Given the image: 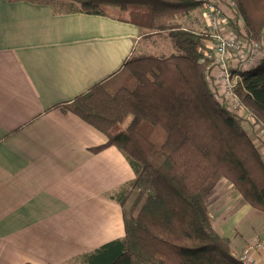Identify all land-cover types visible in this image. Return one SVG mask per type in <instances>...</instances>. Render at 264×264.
Masks as SVG:
<instances>
[{
    "label": "trees",
    "instance_id": "obj_1",
    "mask_svg": "<svg viewBox=\"0 0 264 264\" xmlns=\"http://www.w3.org/2000/svg\"><path fill=\"white\" fill-rule=\"evenodd\" d=\"M76 3L89 14L113 8L139 25L142 37L164 33L174 52L131 54L118 70L58 105L105 135L106 142L90 151L114 146L134 174L109 196L121 206L124 235L72 262L241 264L230 239L214 227L206 197L224 179L251 209L264 213V164L259 139L243 130V117L213 96L206 78L209 34L203 23L187 25L197 17L198 1ZM227 21L238 38L264 39V0H230ZM239 74L232 92L242 114L251 110L255 121H264V58Z\"/></svg>",
    "mask_w": 264,
    "mask_h": 264
},
{
    "label": "crops",
    "instance_id": "obj_2",
    "mask_svg": "<svg viewBox=\"0 0 264 264\" xmlns=\"http://www.w3.org/2000/svg\"><path fill=\"white\" fill-rule=\"evenodd\" d=\"M140 32L111 7L89 14L76 0H0V264H67L124 235L109 196L133 179L127 160L114 146L90 151L105 135L58 105L140 52ZM206 206L229 209L212 221L233 254L264 242V224L248 223L249 236L236 230L257 213L226 180ZM251 257L264 264L257 249Z\"/></svg>",
    "mask_w": 264,
    "mask_h": 264
},
{
    "label": "built area",
    "instance_id": "obj_3",
    "mask_svg": "<svg viewBox=\"0 0 264 264\" xmlns=\"http://www.w3.org/2000/svg\"><path fill=\"white\" fill-rule=\"evenodd\" d=\"M196 1L201 7L200 16H197L194 21L190 20L187 25L196 28L203 23L205 31L209 34L208 45H210L207 46L209 51L205 50V56L212 61L209 63L206 78L215 89L213 96L226 110L242 116L244 126L251 128V125L255 123L254 116L251 111H245L242 114V106L238 97L233 94L232 87L240 78L239 73L258 65L264 58V39L238 38L234 34L227 21L230 0ZM239 26L241 28V23ZM240 33L243 35L244 32L240 31ZM257 128L260 134L256 137L264 147V127L257 125ZM255 249L261 253L264 260V242L249 247L243 255H234V257L241 264H258L251 257Z\"/></svg>",
    "mask_w": 264,
    "mask_h": 264
},
{
    "label": "rangeland",
    "instance_id": "obj_4",
    "mask_svg": "<svg viewBox=\"0 0 264 264\" xmlns=\"http://www.w3.org/2000/svg\"><path fill=\"white\" fill-rule=\"evenodd\" d=\"M149 44H152L154 47L152 49L148 48L147 46H149ZM138 45L140 48V50H139L140 52H145V53L154 54V55H167V54L174 52V47H173L172 41L164 33L151 34L149 36L145 35L142 37V39ZM156 46H158V47H156ZM257 125L264 127V121L259 119L258 121H255V123H253L251 125V128H248L247 126L245 128H243V130L245 132L251 133L253 135V137L255 138V140L253 139L254 141H257L255 135L257 136V134H260L259 130L257 128ZM255 143H257L258 151L261 155V158H264V147H263V145H261L258 141ZM262 148H263V150H262ZM263 160H262V163L264 164ZM229 200L232 201V199H229ZM235 201H232V203L236 205V203H238V202H235ZM237 206H239V205H236V207ZM210 210H211V212H212L211 214L213 216L212 220H215V222H217V223L219 221H221L222 219H225V215H228V211H229L228 208L220 209L219 211L218 210L212 211L211 208H208V211H210ZM253 211H254V213H257V214H249V216H248L249 220H247L245 218L243 221H246V220L247 221L245 223L242 222V223L238 224V226L236 227L237 231L244 230V232H243L244 235L249 236L248 227H247L248 223H249V225H251V229H254V226L256 228H259L261 224H264V219L260 218V216H259V215L264 216V213L259 212L257 210H253ZM252 225H254V226H252ZM257 243H260V242H255V243L250 244L249 246H247L245 248L248 249L249 247L257 245ZM245 248L242 252H236L234 255H243V253L246 250ZM67 264H80V262H70Z\"/></svg>",
    "mask_w": 264,
    "mask_h": 264
}]
</instances>
